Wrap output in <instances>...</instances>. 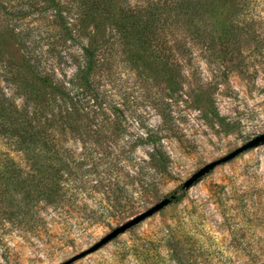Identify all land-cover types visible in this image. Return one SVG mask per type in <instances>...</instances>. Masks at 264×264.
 Segmentation results:
<instances>
[{
	"label": "rangeland",
	"instance_id": "1",
	"mask_svg": "<svg viewBox=\"0 0 264 264\" xmlns=\"http://www.w3.org/2000/svg\"><path fill=\"white\" fill-rule=\"evenodd\" d=\"M261 133L264 0H0V264H264Z\"/></svg>",
	"mask_w": 264,
	"mask_h": 264
},
{
	"label": "water",
	"instance_id": "2",
	"mask_svg": "<svg viewBox=\"0 0 264 264\" xmlns=\"http://www.w3.org/2000/svg\"><path fill=\"white\" fill-rule=\"evenodd\" d=\"M261 143H264V133L258 134L254 136L252 139L246 141L239 147L233 149L229 153L223 155L222 157L215 159L213 161H210L200 168H198L196 171H194L181 185L182 189H188L191 187L194 183L199 181L204 175L208 174L215 166L220 165L222 163H225L229 161L230 159L234 158L241 152L255 147ZM172 200V196L170 197H164L158 202L151 205L149 208L145 209L144 211L134 215L133 217L129 218L122 224L118 225L117 227L113 228L111 231H109L106 235H104L102 238H100L97 242H95L93 245L88 247L85 250L80 251L79 253L71 256L67 260L59 263V264H71L73 261L84 257L85 255L99 249L101 246L105 245L110 240L114 239L117 235L123 233L127 229L133 227L134 225L138 224L139 222L143 221L147 217L153 215L154 213L161 210L164 206L168 205Z\"/></svg>",
	"mask_w": 264,
	"mask_h": 264
},
{
	"label": "trees",
	"instance_id": "3",
	"mask_svg": "<svg viewBox=\"0 0 264 264\" xmlns=\"http://www.w3.org/2000/svg\"><path fill=\"white\" fill-rule=\"evenodd\" d=\"M15 130H17V131H15ZM22 132H24L23 129L19 130V129L15 128L14 131L10 133L11 139L16 140L15 138H18L20 136V133H22Z\"/></svg>",
	"mask_w": 264,
	"mask_h": 264
}]
</instances>
